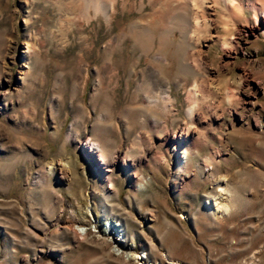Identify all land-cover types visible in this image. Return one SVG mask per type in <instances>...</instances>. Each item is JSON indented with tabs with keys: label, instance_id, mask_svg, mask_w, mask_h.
I'll use <instances>...</instances> for the list:
<instances>
[{
	"label": "rangeland",
	"instance_id": "374dc122",
	"mask_svg": "<svg viewBox=\"0 0 264 264\" xmlns=\"http://www.w3.org/2000/svg\"><path fill=\"white\" fill-rule=\"evenodd\" d=\"M218 2L0 0V264H264V29Z\"/></svg>",
	"mask_w": 264,
	"mask_h": 264
},
{
	"label": "bare ground",
	"instance_id": "6f19581e",
	"mask_svg": "<svg viewBox=\"0 0 264 264\" xmlns=\"http://www.w3.org/2000/svg\"><path fill=\"white\" fill-rule=\"evenodd\" d=\"M100 1V0H99ZM187 1V0H186ZM219 0H189V7L190 11L193 12V20H194V26L196 29L199 27H206L210 25L209 21V10L212 8V10L216 7V5L219 4ZM224 6H225V17L227 20H236L243 16V11L247 10L252 13L253 19L255 22V27L263 30L264 29V0H224ZM210 3H213L210 5ZM183 8L185 10L188 9L187 4L183 5ZM102 9V8H101ZM181 20L184 23L183 25L185 27L188 26L187 22L185 21V15L183 14L181 16ZM161 51V50H160ZM165 99V98H164ZM190 99L193 101V97H190ZM168 101V100H167ZM165 102V101H164ZM163 102V103H164ZM167 104V103H166ZM165 106V105H164ZM166 108V107H165ZM192 113V112H191ZM192 135L191 127H184L180 128L178 131H175L173 135H171V145L168 146L167 155L174 156L176 158V166L175 171L176 173H180L187 169L189 165H192V160L195 154H197L196 151H193L190 147V143H188L190 136ZM101 147V146H100ZM131 149V148H130ZM105 149L103 147L99 148V157L100 160H103L106 156ZM91 156V155H90ZM165 155H161L160 157L163 158ZM161 158V159H162ZM155 160V159H154ZM160 160V159H159ZM157 163L158 161L155 160ZM205 168H210V165L206 164ZM58 169L61 173H70L71 167L69 165L68 159H61L58 162ZM107 182L112 187V180L109 175L106 176ZM222 178H217L214 180V183L216 184L217 190L213 191L212 198L213 203L209 206V210H211L213 213L216 212H228L231 210L229 201L232 197L231 189L224 184V182L221 180ZM145 181H141L138 184V189L141 190L145 188ZM110 187V188H111ZM220 189V190H218ZM225 196V198H223ZM142 263H144V256H139ZM139 260V258H138Z\"/></svg>",
	"mask_w": 264,
	"mask_h": 264
}]
</instances>
